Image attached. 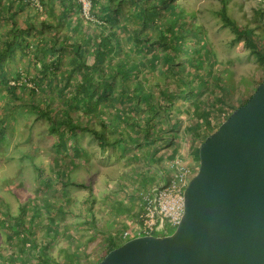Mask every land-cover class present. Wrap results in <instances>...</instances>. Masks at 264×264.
Returning <instances> with one entry per match:
<instances>
[{"label": "trees", "instance_id": "16d2710c", "mask_svg": "<svg viewBox=\"0 0 264 264\" xmlns=\"http://www.w3.org/2000/svg\"><path fill=\"white\" fill-rule=\"evenodd\" d=\"M35 1L45 18L38 23L36 20L40 12L38 8H33L36 11L34 19L25 22L22 27L17 22V16L30 6L31 0H19L17 11L11 7L12 0H0V19L9 20L8 33L12 36L0 50V84H8V76L2 65L4 60L13 59L16 50L20 51V55L30 51L31 44L27 43V36L41 39L47 50L43 51V55V52L38 51L37 56L42 55L45 61L39 71L35 72L32 82L36 87L43 86L45 94L56 90L59 98L55 101L57 99L50 96H40V103L33 102L26 108L28 113L36 115L35 120L46 121L48 131L55 137V145L63 150L62 153L75 148L79 134L87 132L94 137L101 152L114 146H130L135 150L131 158L144 160L146 168L157 173V179L164 183L161 175L162 157L168 149L175 147L174 138H177V128L182 120L179 115H187L185 101L191 106L190 102L195 95L203 97L211 94L212 98L213 95L219 98L221 107L232 106L231 113L239 107L225 97L229 88L221 83L218 76H215V90H208L209 74L214 71L213 64L216 68L220 65L215 62V52L202 26L195 25L196 16L187 13L178 0H93L90 9L93 18L107 22L117 20L118 14L127 17L126 23L120 22L117 25L126 32L124 45L114 27H105L104 22L103 25L94 23L92 27H89L91 23L80 26L77 15L81 11V4L77 0ZM123 5L128 8L127 12L123 10ZM3 6H6L7 13ZM254 14L264 20V5L254 10ZM223 20L235 35V41L242 40L259 67L264 70L260 35H256L247 26L239 27L226 15ZM150 27L159 31L158 39L151 36ZM77 30L87 35L84 40L74 37ZM69 52H72V57L68 62V71L58 79L57 76L64 68L61 59ZM134 52L139 53L135 62L132 61ZM89 58H92L91 64L88 63ZM158 68L163 70L158 71ZM222 68L228 71L224 66ZM220 72L217 71L218 74ZM156 73L160 76L165 74V79L169 80V85H166L168 87L164 86L165 82H162L159 75L155 76ZM151 81L156 82L151 85ZM6 87L12 95L17 96L15 86ZM202 89L206 91L201 92ZM31 92L36 94L35 89H31ZM21 93L23 96V91ZM212 98L203 99L198 109L199 118L208 128L207 119L210 114L214 113L215 116L221 113L214 110L216 101ZM14 99L20 98L17 96ZM101 103L105 104V110H99ZM19 106L11 105V110L4 113L0 122L2 119L9 121ZM57 106V112L53 113V108ZM84 111H94L95 115ZM102 115L106 117L99 118L100 124L96 125V118ZM3 130V127L0 128V138ZM215 130H196V136L201 139L200 144ZM74 150L78 153L77 148ZM153 162L157 168H151ZM33 166L40 171L36 165ZM148 177L143 175L147 183ZM67 184L69 182L61 181L60 188L55 191L64 195ZM32 203H35L34 208L29 209ZM38 205L37 200L30 198L27 204H19L17 215L0 209V225H4L7 239L13 241V244L19 240L16 250L10 255V259H13L10 264L67 263L55 261L48 253V238L46 243L37 241L39 217L45 215L44 218L50 224L49 232L58 231L61 223L55 217L61 219L65 215L64 204L56 200L53 203L46 202L41 210ZM146 205V202L142 204L138 215L143 213ZM108 242L101 247L102 258L124 243L118 244L112 239H108Z\"/></svg>", "mask_w": 264, "mask_h": 264}, {"label": "rangeland", "instance_id": "374dc122", "mask_svg": "<svg viewBox=\"0 0 264 264\" xmlns=\"http://www.w3.org/2000/svg\"><path fill=\"white\" fill-rule=\"evenodd\" d=\"M77 1L81 4V11L77 15L80 26L91 23L89 27H92L94 23L104 22L105 27H114L123 45L125 44L126 32L117 26L120 22L126 23L125 15L118 14L116 16L118 21L105 22L90 15L93 0ZM178 1L187 13L196 16L195 25L202 26L203 33L215 52V62L220 65L216 68L213 64L214 71L209 74L211 77L207 84L208 90H215L217 83L215 76H218L221 83L225 84L227 89L229 88L225 97L234 106H242L256 87L264 81V70L246 49L244 42L235 41V35L225 26L223 16L233 19L239 27L247 26L253 29L256 35H260L259 43L264 51V20L254 14V10L263 7L264 0H225L226 3L222 0ZM18 3L19 0H12L13 10L19 9ZM5 7L3 6L4 12L9 6L7 5V9ZM33 8H38L40 12L36 20L38 23L45 18L40 6L35 0H31L30 6L24 8L17 16L20 26L23 27L25 22L29 23L34 19L36 11ZM123 10L127 12L128 8L123 5ZM73 16L75 17L76 14L74 13ZM9 28V20L1 18L0 50L8 38L12 39L8 33ZM158 32L156 28H149V33L154 39L159 38ZM85 36L87 35L77 30L74 37L84 40ZM26 41L31 44L29 52L20 55V51L16 50L13 59H5L2 64L8 76L6 78L8 84L3 82L0 84V118L11 110L9 108L11 105L20 106L9 121L2 119L0 122V128L4 129L0 138V209L8 211L11 215H17L19 204H27L30 198L37 200L40 210L46 202L53 203L55 200L58 203L62 202L65 215L61 219L58 216L55 217L61 223L60 229L49 232L50 224L43 214L38 219L37 241L46 243V239H49L47 251L57 262L94 264L101 260L103 256L101 247L109 243L108 239L120 244L125 241L126 234L132 235L138 221L139 209L144 202L152 199V191L162 186L163 181L157 179V173L146 168L144 160L131 158L135 150L133 151L130 146L126 148L114 146L101 152L94 137L87 132L79 134L77 146L68 149L66 153H62L63 150L57 148L55 137L49 133L46 121L35 120L36 115L33 112H27L26 107H29L31 103L41 102L40 96H50L57 99L55 101H58L59 97L56 90L45 94L43 86L36 87L32 82L35 72L39 71L41 64L45 61L42 55L47 48L44 47L45 44L41 39L33 35L27 36ZM128 48L130 49V46ZM38 51H44L41 57L37 56ZM133 54L132 61L135 62L139 53ZM64 56L61 59V65L64 68L57 76L58 79L68 71L72 52ZM88 63H92V58L88 59ZM222 66L228 71H223ZM161 70L163 68H158V71ZM217 71L222 72L218 74ZM158 75L159 73L155 74V76ZM159 78H162V82H165L164 86L168 87L166 85H169V80L165 79V74L162 73ZM154 82L156 81H151V85ZM7 85L17 88V96L20 99H14L17 96L10 93ZM31 89H35L36 94H32ZM22 91L23 96H21ZM213 96L216 101L213 108L221 113L215 116L214 113L210 114L207 119L209 128L199 118L198 109L203 104V99L206 97L211 99L212 95L205 94L203 97L195 95L190 102L191 106L188 101H185L186 107L189 108L185 107L186 116L179 115L182 120L177 128V138H174L175 147L168 149L169 151L162 157L161 175L164 185H167V181H170L174 173L183 174V180L192 179L198 169V149L203 143L200 144L201 139L196 136L195 131L204 129L210 132L215 128L218 129L220 123L231 113L232 106L221 107L219 98ZM105 107V104L101 103L99 110H105ZM58 108L59 106L53 108V113H56ZM93 112L84 111V113L95 115ZM105 117L106 115L98 116L96 125L100 124L99 118ZM76 148L78 153L74 150ZM33 164L40 171H37ZM151 168H157V164L153 162ZM144 174L149 176L148 183L143 178ZM60 180L64 183L69 182L64 195L55 191L60 188ZM34 205L35 203H32L29 209H33ZM174 230L169 229L167 235L172 234ZM158 236L159 234H155V237ZM12 242L7 239L4 225L1 224L0 264L13 262L10 255L16 250L19 240L14 244ZM5 257L7 259H4Z\"/></svg>", "mask_w": 264, "mask_h": 264}, {"label": "water", "instance_id": "95a60500", "mask_svg": "<svg viewBox=\"0 0 264 264\" xmlns=\"http://www.w3.org/2000/svg\"><path fill=\"white\" fill-rule=\"evenodd\" d=\"M97 264H264V81L199 146L174 232L129 239Z\"/></svg>", "mask_w": 264, "mask_h": 264}, {"label": "built area", "instance_id": "2783aa9c", "mask_svg": "<svg viewBox=\"0 0 264 264\" xmlns=\"http://www.w3.org/2000/svg\"><path fill=\"white\" fill-rule=\"evenodd\" d=\"M183 174L174 173L167 185L152 191V199L147 203L143 213L138 217L130 237L167 235L169 229H175L183 214V191L190 179L183 180Z\"/></svg>", "mask_w": 264, "mask_h": 264}, {"label": "clouds", "instance_id": "9594fccd", "mask_svg": "<svg viewBox=\"0 0 264 264\" xmlns=\"http://www.w3.org/2000/svg\"><path fill=\"white\" fill-rule=\"evenodd\" d=\"M132 238H135V237H132ZM128 240H129V239H128ZM125 241H127V240H125ZM125 241H124V242H125Z\"/></svg>", "mask_w": 264, "mask_h": 264}]
</instances>
